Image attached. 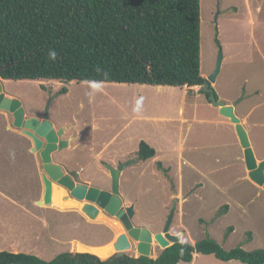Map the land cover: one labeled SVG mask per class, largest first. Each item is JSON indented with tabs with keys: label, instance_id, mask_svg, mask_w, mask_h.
Returning a JSON list of instances; mask_svg holds the SVG:
<instances>
[{
	"label": "rangeland",
	"instance_id": "1",
	"mask_svg": "<svg viewBox=\"0 0 264 264\" xmlns=\"http://www.w3.org/2000/svg\"><path fill=\"white\" fill-rule=\"evenodd\" d=\"M218 42L224 61L213 88L219 100L238 103L236 114L263 161L264 0H201L206 79L217 67ZM3 86L9 98L22 102L28 118L43 120L52 103L51 122L74 138L69 148L53 154V161L76 183L111 191L106 165L118 168L138 161L122 172L120 194L125 209L135 207V227L154 236L162 233L176 202L170 233L180 235L182 242L210 237L225 250L264 249V190L249 177L235 125L215 122L226 117L210 104L204 87L50 81H4ZM141 142L156 150L155 158L138 160ZM33 148V141L14 127L13 115L0 110V252L28 253L46 261L63 253H90L102 261L115 256L113 244L121 233L82 213L84 201L38 205L45 194V171ZM65 195L62 188L60 198ZM225 206L228 213H221ZM250 233L253 240L247 242ZM136 246L133 242L125 254L139 257ZM162 250L154 243L151 258ZM192 264L241 263L200 254Z\"/></svg>",
	"mask_w": 264,
	"mask_h": 264
},
{
	"label": "trees",
	"instance_id": "2",
	"mask_svg": "<svg viewBox=\"0 0 264 264\" xmlns=\"http://www.w3.org/2000/svg\"><path fill=\"white\" fill-rule=\"evenodd\" d=\"M11 63L5 81L204 87L201 0H0V67ZM155 157L156 150L141 142L138 160ZM228 211L225 206L221 213ZM252 240L250 233L246 241ZM200 254L264 264V249L225 250L210 237L174 244L157 258L120 253L102 261L63 253L46 261L5 251L0 264H192Z\"/></svg>",
	"mask_w": 264,
	"mask_h": 264
},
{
	"label": "water",
	"instance_id": "3",
	"mask_svg": "<svg viewBox=\"0 0 264 264\" xmlns=\"http://www.w3.org/2000/svg\"><path fill=\"white\" fill-rule=\"evenodd\" d=\"M219 43V42H218ZM219 59L215 72L206 79L204 92L208 94V101L213 107L220 109L222 116L230 119L235 125L236 132L244 149L245 162L249 171L250 179L264 190V160L259 161L256 157L250 136L241 119L236 114L238 103L230 106L226 102L218 99L213 88V84L217 82L220 75L224 54L220 46ZM14 63L0 67V110L13 115L14 127L22 130V133L30 138L34 143L32 153L40 154L44 164L45 174L43 181L45 185L44 198L38 202L39 206H61V201L65 204L74 202H85L81 211L91 220H98L104 224L113 225L119 233H121L113 244L115 255L125 253L127 250L133 249V242L137 243L136 249L139 257L151 258L154 243L158 244L163 250L174 244L182 243V237L174 236L170 233L173 225L177 203H174L173 209L167 220L165 229L162 233L153 235L151 231L144 228H137L133 224L135 217V208L130 206L124 208L121 194V176L122 172L128 167L137 164V160L122 163L118 168L106 165L112 178V190H100L95 187L76 183L75 180L67 175L62 166L54 163L53 154L70 147V141L63 138L65 130H57L50 120L51 102L48 103L43 120L36 117L28 118L23 104L18 99L9 98L4 92L3 73L5 70L13 66ZM64 188L69 195L60 198V191ZM57 197L54 202L53 194ZM116 218L117 220H114ZM125 231V232H124Z\"/></svg>",
	"mask_w": 264,
	"mask_h": 264
},
{
	"label": "crops",
	"instance_id": "4",
	"mask_svg": "<svg viewBox=\"0 0 264 264\" xmlns=\"http://www.w3.org/2000/svg\"><path fill=\"white\" fill-rule=\"evenodd\" d=\"M208 99V98H207ZM211 104V103H210ZM212 105V104H211ZM220 110V109H219ZM184 110L183 109H181V111H180V115L181 116H183L184 115ZM221 115V113L219 112V116ZM182 122H184V123H186L187 121H186V119H182ZM215 122L216 123H218L219 125H223V126H228V127H232L231 125L233 124L231 121H230V119H228V118H225V119H223L222 121L221 120H215ZM55 126V128L57 129V130H60V128L58 127V126H56V125H54ZM235 131H236V127H235ZM65 138L64 139H66V140H68V141H70V146L74 143V138L73 137H70V138H68L66 135L68 134V130L67 129H65ZM236 134H237V132H236ZM235 134V135H236ZM238 136V135H237ZM239 139V138H238ZM73 148V147H72ZM244 150V149H243ZM244 157H245V155H244ZM135 208V207H134ZM159 256V254L155 257V258H157Z\"/></svg>",
	"mask_w": 264,
	"mask_h": 264
},
{
	"label": "bare ground",
	"instance_id": "5",
	"mask_svg": "<svg viewBox=\"0 0 264 264\" xmlns=\"http://www.w3.org/2000/svg\"><path fill=\"white\" fill-rule=\"evenodd\" d=\"M195 88H197V87H195ZM53 197H54V200L57 201V197H56V195H55V192H54V194H53ZM61 202H62V201H61Z\"/></svg>",
	"mask_w": 264,
	"mask_h": 264
},
{
	"label": "clouds",
	"instance_id": "6",
	"mask_svg": "<svg viewBox=\"0 0 264 264\" xmlns=\"http://www.w3.org/2000/svg\"><path fill=\"white\" fill-rule=\"evenodd\" d=\"M54 55V54H53Z\"/></svg>",
	"mask_w": 264,
	"mask_h": 264
}]
</instances>
